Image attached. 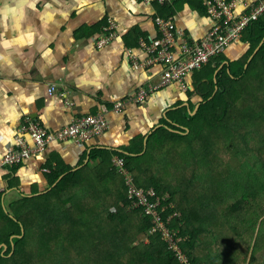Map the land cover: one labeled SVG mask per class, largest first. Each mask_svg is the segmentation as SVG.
<instances>
[{"label": "trees", "instance_id": "1", "mask_svg": "<svg viewBox=\"0 0 264 264\" xmlns=\"http://www.w3.org/2000/svg\"><path fill=\"white\" fill-rule=\"evenodd\" d=\"M174 3L177 0L160 6L166 13L170 8L169 12L173 14ZM241 39L250 44L247 55L226 65L217 75V84L211 79V92L195 114L186 108L172 111L168 116L181 125H174L165 119L166 125L149 137L143 155L93 148L89 153L90 162L100 160L98 165L55 169L50 163L51 172L47 174L52 187L50 190L46 188L39 192L36 189L32 195L18 192V197L11 202L4 199L5 191L0 192V245L8 246L6 251L4 247L0 248V264H69L67 253L70 255L77 247L82 255V252H88L90 246L93 249L91 253L84 254V264L90 262L88 257L92 260L89 264H180L160 235L149 234L151 220L145 216V207L133 205L124 175L113 164L116 155L124 158L125 166L138 186L156 191L153 201L160 198L157 208L165 220L169 215L181 213L171 226L187 237L183 247L193 264L215 263L211 261V254H203L204 248L211 247L206 234H217L214 240L219 242L223 234H219L215 224L224 219L229 223V230L236 233L230 252L233 255L227 263L246 264L248 257V264H255L264 242V236L261 240L259 237L255 238L256 241L253 239L259 223L264 222V208H257L260 202L264 203V136L259 138V133L255 134L257 131L251 128L260 123H254L256 118L264 122V99L247 103L248 99L242 97L246 88L242 87V92L239 86L247 87V80L251 86V81L255 80L262 90L261 94H264V16L250 24ZM216 86L217 93L208 100ZM254 94L255 91L250 89V95ZM239 101L243 103L240 107ZM239 109L241 112H238ZM238 114L245 123L238 122ZM173 115L180 117L177 119ZM157 139L161 144L158 143V155L153 158L151 147ZM258 139L257 146L250 145L252 140ZM182 140L185 143L178 146L176 143ZM220 141L228 148L220 149ZM168 146L172 148L170 152H167ZM144 149L142 140L132 152L139 153ZM166 153L172 155L171 159ZM183 157L192 169L190 185H195L192 179H198V194H201L200 200L207 208L205 218L211 223L205 224L204 217L198 220L192 214V208L182 210L183 204L189 202L180 200L181 195H186L185 189L172 177L168 179L161 172H158L159 175L156 173ZM223 163L231 166L229 176L232 183L227 186L220 181L217 185H210L211 173L219 171ZM18 166L20 164L9 169ZM62 175L64 177L60 179ZM166 192L169 197H165ZM37 230H40L38 235ZM260 230L264 233V227ZM146 235L148 242L143 239ZM37 243L48 247L47 250L40 246L35 249ZM36 257L38 259L34 261Z\"/></svg>", "mask_w": 264, "mask_h": 264}, {"label": "crops", "instance_id": "2", "mask_svg": "<svg viewBox=\"0 0 264 264\" xmlns=\"http://www.w3.org/2000/svg\"><path fill=\"white\" fill-rule=\"evenodd\" d=\"M205 1L177 0L171 5L175 13L170 14V8L166 13L158 3L143 0H0V56L4 57L0 60V192L5 191L4 199L11 202L18 192L32 195L36 189L39 192L49 189L50 163L55 169L100 164V160L90 162L93 148L143 155L149 137L166 125L165 119L181 125L168 116L172 111L186 108L195 114L211 92V79L217 84V75L226 65L247 55L250 44L244 39L189 75V91L178 83L170 84L150 94L144 102L130 103L122 112L109 114L105 134L84 144L52 142L44 153L18 167L9 169L3 163L25 117L39 120L49 130H59L77 116L97 113L104 106L112 107L140 88L158 82L163 70L161 64L137 68L133 58L145 61L148 54L141 42H152L161 35L155 17L168 14L166 18L173 20L194 43L214 25ZM235 7L238 15L248 9L244 0H238ZM109 19L116 23L117 36L100 46L98 42ZM4 42L11 46L5 47ZM174 50L178 56L182 54L180 40ZM51 86L57 87L54 93H50ZM216 88L208 100L217 93ZM62 91L68 92L74 102L72 107L64 105ZM142 140L144 151L132 152ZM158 143L157 139L151 147L153 158ZM204 249L205 254H211L214 264H228L227 252V257L219 260L211 247Z\"/></svg>", "mask_w": 264, "mask_h": 264}, {"label": "built area", "instance_id": "3", "mask_svg": "<svg viewBox=\"0 0 264 264\" xmlns=\"http://www.w3.org/2000/svg\"><path fill=\"white\" fill-rule=\"evenodd\" d=\"M143 1L166 5L174 0ZM237 1L206 0L204 4L214 25L205 37L194 43L190 42L184 30L179 29L174 21L157 15L155 21L161 35L152 42H141L142 49L148 54L145 61L133 58L137 68L161 64L163 70L158 82L140 88L136 94L114 103L112 107L104 106L97 113L77 116L70 124L59 130H49L39 120L25 117L16 133L15 144L8 148L3 158L4 165L12 167L22 164L31 157L44 153L52 142L71 141L81 145L95 136L103 135L109 128V114L122 112L130 103L144 102L150 94L170 84L178 83L184 90H189L187 81L189 75L201 70L213 58L223 54L233 43L242 38L250 24L264 16V0H244L248 9L241 15L235 11ZM102 34L103 37L98 42L100 46L109 43L117 36V26L113 19H109L108 24L103 27ZM179 40L182 48L180 56L174 50ZM56 90V86L50 87V93ZM60 95L66 107L70 108L74 105L68 92L62 91ZM112 161L117 171L124 175L133 205L145 207V216L149 217L152 223L149 234L160 235L180 264H193L183 247L187 237L180 235V230L171 226L174 219L180 217L181 213L169 215L165 220L157 208L161 203L160 198L157 197V201H153L157 195L156 191L153 188L145 190L136 184L133 175L125 166L123 157L116 155Z\"/></svg>", "mask_w": 264, "mask_h": 264}, {"label": "rangeland", "instance_id": "4", "mask_svg": "<svg viewBox=\"0 0 264 264\" xmlns=\"http://www.w3.org/2000/svg\"><path fill=\"white\" fill-rule=\"evenodd\" d=\"M251 81V80H250ZM252 83H251V86L249 85V81L247 80L246 81V83H247V87L246 86H244V85H240L239 87L241 88V90H242V87H245L246 88V90H244V92H243V90H242V92H243V95H242V97H245V99H248V102L247 103H251V104H253L254 102H255V100L256 99H264V94H261V92L260 91H262V90H260V87L258 86V83L255 81V80H253V81H251ZM250 89L251 90H254L255 91V94L253 95V96H251L250 95ZM258 97V98H257ZM263 97V98H262ZM245 104V103H244ZM243 105V103L241 102V101H239V104H238V106L240 107V106H242ZM238 112H241V109H239V111ZM237 116V115H236ZM238 122H240V123H245V122H243V118H242V116L241 115H239L238 114ZM235 120V118L234 119H232L231 121H234ZM258 122H260L259 124H257V125H255L254 127L255 128H251L252 130H256L257 131V133H255V134H258L259 133V135H258V137L259 138H261V136L263 135L264 136V134H263V132H264V122H261V119L260 118H256L255 119V122L254 123H258ZM247 123H251V122H247ZM251 130V131H252ZM262 136V137H263ZM257 141H259V139L258 140H252V142H251V144L250 145H252V146H257ZM183 143H185L183 140L181 141V142H178V143H176L178 146H181ZM219 148L220 149H225V148H228V146H226V143H224V142H221L220 141V145H219ZM171 147L170 146H168V152H170L171 151ZM230 150V149H229ZM228 150V151H229ZM227 151V152H228ZM262 152H264V150L262 149ZM233 153H235V152H233ZM232 153V154H233ZM165 154V153H164ZM228 154V153H227ZM166 155H167V158L168 159H171V157H172V155H170V153H166ZM264 157V156H263ZM224 158V157H223ZM223 158H222V160H223ZM144 159H149L148 157H145ZM171 161V160H170ZM185 161H186V157H183V158H181L178 162H176V163H173V162H170L169 163V165L166 167V168H162L160 171H157V169H155V168H153V170L154 171H157L156 173L159 175V173L158 172H161V174H163L164 176H167V178L169 179V178H173V180H174V182L176 183V184H179V185H182V187L185 189V191H186V195L185 196H183V195H181V197H180V200L181 201H184V202H188L187 204L186 203H184L183 204V207H182V210H187V209H189V208H192L193 210H191V212H192V214H194V216L198 219V220H200V219H202V217H204V222H205V224H207V223H211V221L210 220H208V218L206 217L205 218V214L207 213V208H205L204 207V205L202 204V202H201V200H200V198H201V194H198V193H200V188L199 187H197L198 185H197V178H195V179H192L193 180V183L196 185H190V182H189V180H190V178L191 177H193V174H192V169H190L189 168V165H187L186 163H185ZM231 168V166H228L227 164H225V163H223V165H222V167L221 168H219L220 170L219 171H217V172H212L211 173V179H210V181H211V184L210 185H217L220 181H223V182H225L226 184H227V186H228V184H230V182L232 181L231 180V177L229 176V173H230V169ZM178 169H181L182 170V172L181 171H179ZM179 171V172H176V171ZM263 170V169H262ZM209 181V182H210ZM234 182H235V180H234ZM232 183V182H231ZM165 197H169V195H168V192H166V195H165ZM232 199H234V198H232ZM236 200H237V198H235ZM9 201V200H8ZM7 201V202H8ZM259 210H261L262 208H264V203H262V202H260V206H258L257 207ZM264 218V217H263ZM261 222V221H260ZM228 222L224 219L223 221H219V222H217V224H215V227L218 229V231H220L219 232V234L220 235H222V236H220V238H219V242H217L216 240H214V237L217 235V234H215V233H213V235H209V234H206V235H208V237H209V241H210V246H211V250L213 251V253L214 254H217L218 255V258H219V260L221 259V260H223L225 257H227L226 256V252H227V255H229L230 256V260H231V256L233 255V254H230V252H231V246L233 245L232 243H233V235H234V237L236 236L235 234L236 233H234L233 231H231V230H229L230 228L228 227ZM259 225H260V227H264V222L262 221L261 223H259ZM259 225H258V227H257V230H256V234H255V236H253V239L256 241V239L255 238H257V237H259V240H261L262 238H263V236H264V233H263V231L262 230H260V227H259ZM215 229V228H214ZM216 229V230H217ZM37 232V235L39 234V232H40V230H37L36 231ZM232 232V233H231ZM259 235V236H258ZM143 239L146 241V242H148L149 241V238H148V235H146V236H144L143 237ZM205 239H206V236H205ZM228 244V245H227ZM39 246L40 247H42L45 251L47 250V248L48 247H45V245L44 246H42L41 244H39V243H37L35 246H34V248L36 249V248H39ZM90 249H88V252H87V250L86 251H84V252H82V255L80 254V248H75V251L74 252H72L70 255H68V253H67V258L69 259V260H67V261H69V264L70 263H74L75 262V264H84L83 263V257H84V254H89V253H91V249H93L91 246L89 247ZM8 249V248H7ZM90 250V251H89ZM64 252H65V250H64ZM207 251H205V249H204V251H203V254H205ZM219 254H220V256H219ZM258 254V257H257V259H256V261H255V264H264V261H262V260H264V242L262 243V245H261V247H260V249H259V253H257ZM65 255V254H64ZM260 255V256H259ZM89 256H91V254L89 255ZM249 256H250V254H249ZM60 257L62 258L63 256L62 255H60ZM65 257V258H66ZM89 258V261L90 262H87L88 264L89 263H91L92 262V260H91V257H88ZM38 258L36 257L35 259H34V261H36ZM249 258L247 257V261H246V264H248V260ZM230 262V261H229ZM236 262L235 261H233L231 264H235Z\"/></svg>", "mask_w": 264, "mask_h": 264}, {"label": "snow or ice", "instance_id": "5", "mask_svg": "<svg viewBox=\"0 0 264 264\" xmlns=\"http://www.w3.org/2000/svg\"><path fill=\"white\" fill-rule=\"evenodd\" d=\"M29 7L30 8H34L35 7V5H29ZM19 30V28H18V26H17V31ZM26 31L27 32H31V29H26ZM29 42H31L30 40H29ZM4 46L5 47H10L11 45L10 44H8L7 42H4ZM4 59V57H2V56H0V60H3ZM30 102V101H29Z\"/></svg>", "mask_w": 264, "mask_h": 264}, {"label": "water", "instance_id": "6", "mask_svg": "<svg viewBox=\"0 0 264 264\" xmlns=\"http://www.w3.org/2000/svg\"><path fill=\"white\" fill-rule=\"evenodd\" d=\"M216 90H218V88H216ZM64 177V175H62L61 177H60V179L61 178H63ZM52 187H50L48 190H50ZM38 194H41V193H38ZM38 194H36V195H38ZM2 247H4V251H6L7 250V248H8V246L6 245V244H2V245H0V248H2Z\"/></svg>", "mask_w": 264, "mask_h": 264}, {"label": "clouds", "instance_id": "7", "mask_svg": "<svg viewBox=\"0 0 264 264\" xmlns=\"http://www.w3.org/2000/svg\"><path fill=\"white\" fill-rule=\"evenodd\" d=\"M205 66H206V65H205ZM205 66H204V67H205ZM204 67H203V68H204ZM203 68H202V69H203Z\"/></svg>", "mask_w": 264, "mask_h": 264}]
</instances>
